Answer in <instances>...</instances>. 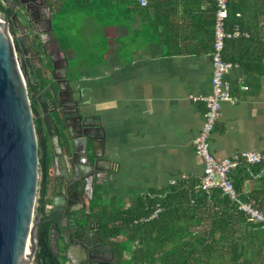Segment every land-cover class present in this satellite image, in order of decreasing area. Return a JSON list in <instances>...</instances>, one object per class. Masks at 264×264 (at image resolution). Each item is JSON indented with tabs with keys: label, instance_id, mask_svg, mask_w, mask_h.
Listing matches in <instances>:
<instances>
[{
	"label": "crops",
	"instance_id": "0c3cea01",
	"mask_svg": "<svg viewBox=\"0 0 264 264\" xmlns=\"http://www.w3.org/2000/svg\"><path fill=\"white\" fill-rule=\"evenodd\" d=\"M39 2L53 22L49 39L68 64L65 75L79 71L86 98L107 132L108 154L117 172L105 201L117 196L128 207L138 196L200 179L205 164L195 140L207 107L192 96L212 91L216 0H149L143 7L121 1L111 8L110 29L102 30L94 17L84 18L85 50H64L55 39L54 16L66 0ZM120 15L122 22H117ZM247 15L242 29L248 34L242 37L252 39L227 40L225 53L235 64L227 74L233 101L223 104L213 133L212 151L218 159L264 152L263 41L257 38L264 21L261 12Z\"/></svg>",
	"mask_w": 264,
	"mask_h": 264
},
{
	"label": "trees",
	"instance_id": "16d2710c",
	"mask_svg": "<svg viewBox=\"0 0 264 264\" xmlns=\"http://www.w3.org/2000/svg\"><path fill=\"white\" fill-rule=\"evenodd\" d=\"M121 1L126 5L128 0H66L54 17L69 18L81 13L83 17L96 18L102 30L110 29L111 8ZM129 1L134 7H143L139 0ZM6 4L7 0H0L1 13L13 17L15 12ZM229 7L227 25L230 30L236 25L244 29L249 13L255 16L261 12L264 21V0L251 3L230 0ZM217 10L216 0V16ZM122 18L118 16L117 22H122ZM58 36L56 34L55 39L64 50L68 49L70 45L65 38ZM257 38L263 41L261 60L264 62V26ZM251 39L241 36L235 40L246 43ZM237 61L248 67L243 58ZM231 178L243 199L264 213V160L258 164H242L232 171ZM199 182L200 179L187 180L162 192L151 191L134 198L128 207L118 203L117 196L105 201L103 192L109 187L100 186L99 202L93 207L92 215L98 220L104 237L114 241L117 264H264L261 224L250 220L223 190L207 192L198 188ZM248 183L251 187L247 190ZM159 207L163 210L156 218L144 220ZM38 239V264H64L61 254L57 256L50 227L45 221L39 226Z\"/></svg>",
	"mask_w": 264,
	"mask_h": 264
},
{
	"label": "flooded vegetation",
	"instance_id": "af4514ba",
	"mask_svg": "<svg viewBox=\"0 0 264 264\" xmlns=\"http://www.w3.org/2000/svg\"><path fill=\"white\" fill-rule=\"evenodd\" d=\"M23 1L7 0L6 6L19 13L24 24L29 27L36 48L34 51L29 48L35 60L36 79L28 84L39 146V185L35 213H38L39 207L44 203L40 225L42 221L49 225L51 237L54 224H58L55 227L57 231L53 233L58 239H52L57 256L61 254L64 264H117L114 241L104 237L98 220L92 215L93 207L99 202L102 181L99 179V169L89 165V158L99 168L102 145L99 142V131L97 139L89 143L90 147L87 146L84 135L90 129L87 126H99V116L95 114V117L86 120L80 113L81 98L76 93V83L69 72L66 77L63 69L68 64L60 59L59 49L52 47L53 40L49 39L53 30H47L50 28L47 11L43 13L42 9L35 6L36 3L40 4L39 0H29L31 16L27 18V6ZM3 14L12 18L8 13ZM11 28L15 30L13 35L18 40L22 36L20 29L13 22ZM22 59L27 71L24 55ZM43 93L48 102L46 112L39 100ZM47 115L50 116V123ZM107 158L111 159L109 154ZM112 183L111 180L106 185L110 188ZM56 207L59 217L50 219L49 213ZM83 230L89 233L88 247L79 243ZM70 240H73L72 243ZM70 247H73V252L78 253L77 256L70 253L74 257V263L68 258ZM35 264H38L37 254Z\"/></svg>",
	"mask_w": 264,
	"mask_h": 264
},
{
	"label": "water",
	"instance_id": "95a60500",
	"mask_svg": "<svg viewBox=\"0 0 264 264\" xmlns=\"http://www.w3.org/2000/svg\"><path fill=\"white\" fill-rule=\"evenodd\" d=\"M37 1V0H36ZM38 2V1H37ZM29 0H24L27 6L26 16H31ZM35 4V2H32ZM40 8V4H35ZM20 29L18 41L15 39L10 24ZM50 32L53 29L52 20L49 21ZM36 50L29 27L24 24L16 11L12 18H8L0 11V264H34L39 247L38 229L40 219L44 215V203L35 213L37 189L39 185V146L35 133V123L30 103L28 84L36 79L35 60L30 49ZM28 70H25L22 56ZM67 70V69H66ZM68 72L66 71V77ZM76 83V93L80 96V113L84 119L95 117V106L86 98L80 73L73 76ZM40 103L47 111V96L43 93L39 97ZM50 123V116H46ZM85 133L87 146L97 139L102 145V154L99 155V168L89 158V165L99 169V179L102 185L113 181L117 172L116 162L108 159L107 132L102 124L87 126ZM101 163V164H100ZM112 164L111 167L108 165ZM107 165V166H106ZM57 205L59 203L57 202ZM58 207L49 213L50 219H58ZM36 217V219H35ZM53 226V233L57 231ZM52 233V238L58 237ZM66 234V233H65ZM67 235V234H66ZM70 237V235H67ZM33 242L32 254L28 255L30 242ZM73 240H70L72 243ZM79 243L90 246L89 233L82 231ZM69 248V260L74 249ZM74 256L78 253L73 252Z\"/></svg>",
	"mask_w": 264,
	"mask_h": 264
},
{
	"label": "built area",
	"instance_id": "2783aa9c",
	"mask_svg": "<svg viewBox=\"0 0 264 264\" xmlns=\"http://www.w3.org/2000/svg\"><path fill=\"white\" fill-rule=\"evenodd\" d=\"M140 2L143 5H148L149 0H140ZM217 2L215 42L210 54L214 67L212 91L207 95L192 96L194 101H202L207 107L205 123L195 140L197 152L205 164L204 173L200 178L198 188L207 192L213 189L223 190L238 205L239 209L248 215L250 220L261 224L262 229H264V213L256 208L252 202H247L243 199L241 192L237 190L231 178L232 171L242 164L261 163L264 160V152L249 150L234 157L218 159L212 151V137L222 115L223 104L233 101L231 83L227 79V74L235 64L226 58L227 40L248 34L240 25H236L232 30L228 28L230 0H217ZM162 210L163 208L159 207L151 216L146 217L144 220L156 218Z\"/></svg>",
	"mask_w": 264,
	"mask_h": 264
},
{
	"label": "rangeland",
	"instance_id": "374dc122",
	"mask_svg": "<svg viewBox=\"0 0 264 264\" xmlns=\"http://www.w3.org/2000/svg\"><path fill=\"white\" fill-rule=\"evenodd\" d=\"M67 3V2H66ZM65 5V4H64ZM84 15L81 13H77L76 15L73 14L69 18L66 16L64 18H60L59 16H56L54 19V28L56 31V34L58 37L63 36L65 38V41L71 46V47H80L81 49L85 50V47L83 45L85 44V38L83 30L81 29L83 27L84 23ZM61 20H64V24H61ZM11 27V24H10ZM98 36V35H96ZM94 36V39L97 37ZM55 47V46H52ZM75 61H72L74 64ZM79 71H74V74L71 73V76H74ZM122 203V202H118ZM130 255V254H129ZM35 264V263H34Z\"/></svg>",
	"mask_w": 264,
	"mask_h": 264
},
{
	"label": "bare ground",
	"instance_id": "6f19581e",
	"mask_svg": "<svg viewBox=\"0 0 264 264\" xmlns=\"http://www.w3.org/2000/svg\"><path fill=\"white\" fill-rule=\"evenodd\" d=\"M33 246H34V244H33L32 240H31L30 246H29L28 255L32 254Z\"/></svg>",
	"mask_w": 264,
	"mask_h": 264
}]
</instances>
